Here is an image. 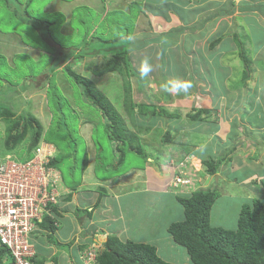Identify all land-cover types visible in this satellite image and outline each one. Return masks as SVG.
<instances>
[{"label": "crops", "instance_id": "0c3cea01", "mask_svg": "<svg viewBox=\"0 0 264 264\" xmlns=\"http://www.w3.org/2000/svg\"><path fill=\"white\" fill-rule=\"evenodd\" d=\"M78 1L76 4L89 6L103 19L110 10L130 13L132 6L137 10L134 37L127 44L134 71L122 76L128 82L126 90L117 71L95 75L90 68L85 69L91 76L86 78L122 121L121 135L109 137L117 163L123 159L117 148L125 144L129 152L137 154L138 147L143 146L147 160L142 167H132L118 178L99 179L95 170L99 165L96 161L101 163L103 159L98 158L102 148L91 136L99 111L72 105V113L78 118L77 133L86 147L80 177L69 186L64 185L60 174L62 194L54 208V231L37 227L32 234L35 262L98 264L95 258L86 260L82 254L90 250L96 257L106 237L112 236L123 243L150 245L167 263L190 264L185 250L168 233L171 224L184 219L180 198L188 197L196 188L212 190L234 183L249 192L245 201L250 202L251 193L257 194V189L261 192L264 187V0ZM58 4L49 11L60 14ZM63 5L69 8V14L72 6ZM66 17L63 26L69 25L70 15ZM241 53L250 68L245 83L241 82ZM144 58L157 68L146 77L139 73V62ZM178 74L194 88L186 94L164 92L161 85L176 80ZM213 89L222 92L212 93ZM174 95L187 97L188 109L183 114L171 111L178 106L175 99L168 107L162 103V98ZM153 109L158 114L151 115ZM197 110L199 118L193 116ZM156 131L163 134L158 137L159 145ZM185 156L195 160V168L201 170L197 185L183 191L172 186V170L165 162ZM209 160H220L213 175L206 174L201 166ZM99 189L105 194L97 193ZM260 198L258 193L256 199L263 201ZM97 202L96 208L83 214ZM242 205L237 207V215Z\"/></svg>", "mask_w": 264, "mask_h": 264}, {"label": "rangeland", "instance_id": "374dc122", "mask_svg": "<svg viewBox=\"0 0 264 264\" xmlns=\"http://www.w3.org/2000/svg\"><path fill=\"white\" fill-rule=\"evenodd\" d=\"M76 2L79 1L0 0V111L6 114L12 113V117L4 115L0 119V154L3 151L6 126L12 125L23 112L34 115L43 125L40 139L56 149L58 162L55 168L61 174L64 185L69 186H74V182L79 180L84 148H86L83 137L79 138L80 135L77 133L78 118L72 113V105L87 106L92 111L95 108L86 101L82 88L73 84L68 79L67 72H61V70L68 65L74 73L90 79L91 76L87 75L89 73L85 68L92 69L94 66H99L110 53L119 52L120 46L129 48L126 44H130L133 40L134 17L137 12L135 6L130 7V13L110 10L107 17L103 19L98 17L97 11L94 12L89 6H83L81 2L76 4ZM57 3H59L58 9L61 10L60 14L52 13L48 9H52V5L55 6ZM104 3L106 0H103ZM63 4L72 6L69 14V8ZM95 4L98 5L97 1ZM66 15H70L69 25L63 26L67 20ZM126 54L128 62L122 66L121 72L117 71L120 78L125 77V74L130 76L134 71L128 51ZM55 66L58 69L53 71ZM152 69L155 72L157 68ZM135 76L138 79L136 73ZM175 79L183 81L185 77L178 74ZM122 80L124 81L123 89L126 90L128 82H125L126 79L122 78ZM49 81L51 88L47 89ZM193 88L191 86L190 89ZM216 91L222 92L219 89H213L212 93ZM174 99L178 106L171 111L183 114L188 109L185 101L187 97L174 95L167 98L165 96L164 100L162 98V103L168 107L169 104L172 105ZM194 99L193 103L196 105L198 101L196 97ZM100 115L103 116L101 111L94 120L95 125L91 135L102 148L98 158L103 159L101 163L96 161L99 164L95 170L97 177L101 180L118 178L125 175L132 167H142L147 160L143 154V146L138 147L140 151L138 154L129 152L128 144L118 147L117 149L123 153V159L117 163L118 159L115 158L109 143L110 133L107 130L106 121H102ZM47 123L48 127H46ZM32 132L30 130L26 135L25 144L31 139ZM162 135V131L155 132L158 145L161 141L158 137ZM133 146L136 144L134 143ZM74 147L76 153H73ZM12 154L22 160L30 157L25 154L22 147L14 149ZM68 154L71 157H68ZM251 187L254 188V185ZM212 190L215 194V203L210 213L212 225L221 226L224 229H235L237 207L244 202L245 204L249 202V200L245 201L246 194L249 192L234 183H224L223 187L218 186ZM82 192H84L83 189L80 190L81 195ZM105 192L103 189L97 191L101 196ZM257 192L262 196L260 199L264 201V187L261 188V192L257 189ZM258 193H251L252 198H257ZM229 194L233 197H229ZM89 209L85 208L82 211L83 214H88L91 210ZM78 210L79 214L82 213L80 208Z\"/></svg>", "mask_w": 264, "mask_h": 264}, {"label": "trees", "instance_id": "16d2710c", "mask_svg": "<svg viewBox=\"0 0 264 264\" xmlns=\"http://www.w3.org/2000/svg\"><path fill=\"white\" fill-rule=\"evenodd\" d=\"M214 45L215 43L212 46ZM118 48L119 52L110 53V57H104L105 60L99 66L90 70L95 75L111 71L119 72L128 61L126 58L127 49L123 46ZM240 58L243 65L241 82L245 83L250 74L249 62L242 53ZM55 69L57 70L58 67L55 66L52 70ZM62 71L67 72L68 79L73 84L82 88L86 101L102 112L110 133L109 137L118 138L123 130L122 121L110 103L86 77L74 73L68 65L63 67ZM47 85V89L51 88L50 81ZM156 114L158 112L153 109L151 115ZM4 115L12 117V113L6 114L0 111V119ZM175 116L171 115L170 117ZM193 116L199 118V111ZM30 130L33 131L31 139L25 144L24 140ZM4 132L2 147L6 152L12 153L14 149L22 147L25 154L31 156L32 150L41 138L42 126L33 115L23 112L12 125L6 126ZM57 162L55 157L49 165L56 167ZM219 164L220 160L204 162L206 174H215ZM214 200V191L208 189L197 190L188 197L180 198L184 219L171 224L168 228V233L172 236L173 241L185 250L190 264H264V202L253 198L249 203L242 205L238 212L235 229H224L216 227L210 222ZM97 204L98 202L91 207V210L96 208ZM54 226L50 216H47L38 225L39 228L49 233L54 231ZM103 246V251L96 257L98 264H170L160 259L155 248L150 245L131 241L123 243L116 237L107 236ZM0 264H12V260L8 258L7 250L1 246Z\"/></svg>", "mask_w": 264, "mask_h": 264}, {"label": "built area", "instance_id": "2783aa9c", "mask_svg": "<svg viewBox=\"0 0 264 264\" xmlns=\"http://www.w3.org/2000/svg\"><path fill=\"white\" fill-rule=\"evenodd\" d=\"M55 155L46 143H38L26 160L4 149L0 154V246L12 264H36L32 234L47 216L56 224L54 208L62 193L60 173L49 165ZM189 158L165 162L174 188L184 191L196 184Z\"/></svg>", "mask_w": 264, "mask_h": 264}, {"label": "clouds", "instance_id": "9594fccd", "mask_svg": "<svg viewBox=\"0 0 264 264\" xmlns=\"http://www.w3.org/2000/svg\"><path fill=\"white\" fill-rule=\"evenodd\" d=\"M151 71H152V65L150 64L149 59L148 58H144L142 60L141 64H140V68H139L140 75L142 77H146V76L149 75V73H151ZM191 86H192L191 83L188 82V81L174 80V81H171V82H169L167 84H162L161 88H162V90L164 92H172V93H176V94H180V93H185L186 94V93H188V90L191 88ZM41 126H42V124H41ZM38 143H44V142L40 139ZM56 154H57V152H56ZM55 157H56V155H55ZM190 163H191V167H192L193 171H195V177H196V180H197V177H199L198 174H199V171L201 170V167H200V169H196L195 168V166H197L195 164V160H193V161L191 160ZM201 166L204 167L205 172H206V167L204 166V163H203V165L201 163ZM197 183L198 182H196V185H197ZM197 190H201V189L200 188H196L190 194H192L193 192H195ZM102 244H104V242ZM103 249H104V246H103ZM103 249H102V251H103ZM88 251H89V253L84 251V254H82V257L84 259H86V260H93L95 258V262H96V257L97 256L95 255L96 257H94V254H92V252L90 250H88Z\"/></svg>", "mask_w": 264, "mask_h": 264}]
</instances>
